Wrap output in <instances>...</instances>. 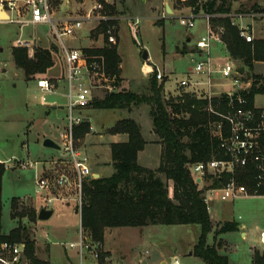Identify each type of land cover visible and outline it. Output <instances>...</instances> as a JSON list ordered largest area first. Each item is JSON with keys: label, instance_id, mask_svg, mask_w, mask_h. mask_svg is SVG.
<instances>
[{"label": "rangeland", "instance_id": "rangeland-1", "mask_svg": "<svg viewBox=\"0 0 264 264\" xmlns=\"http://www.w3.org/2000/svg\"><path fill=\"white\" fill-rule=\"evenodd\" d=\"M115 1L118 2L120 13L143 17L141 29H139V39L142 46L137 45L135 38L127 28H124L120 34L119 52L122 57L123 75L127 84L132 89L137 90L142 79L147 77L143 68L144 64L150 62L165 70L169 76L166 89L174 91L178 83L187 77L188 69L203 60L199 55L196 43L207 33L205 19H197L196 25L192 28L183 26L178 15L182 11L188 12L189 4L180 0H171L175 2L174 4L180 11H176L174 15L166 18L163 17L165 10L162 6V0H123L125 5L120 4L122 3L121 0ZM256 2L262 3L261 5L264 7V0H240L233 3V11H246L250 9L252 3ZM125 16L130 15L120 17ZM237 18L234 17V21H238L244 27L249 26L245 24L244 20ZM119 21L126 22L124 19ZM161 22L163 24H160ZM253 23L256 27L255 36H264V17L258 16L253 20ZM51 37L49 25H22L7 20L0 22V48L2 49V51L0 50V159L6 164L2 190V232L9 233L12 228L17 226V220H13L11 217L13 197H20L19 210L34 207V205L36 208L47 205L55 209L54 214L48 220L40 221L38 219L40 223L38 221L33 222L28 217L22 219V222L29 227L31 237L36 241L37 256L48 253L53 264H70L67 255H70L74 264H99L100 259L94 258L91 251H89L90 254L87 258L82 259L78 252L79 248L75 250L70 247L72 241L79 242L81 240L79 217L74 213L72 207H67L64 204L59 205L57 202L49 205L46 201L49 196L48 192H37L36 179L43 166L45 171L46 167L51 166V159L59 157L68 159L70 157V154L64 149L61 138V133L69 127L68 86L67 82L64 81L60 83V87L56 89L55 93L41 91L37 85V79H25L23 70L18 68L14 62L11 49L12 46H16L19 38L30 41L33 49L37 45L50 47ZM189 38H191L190 41H188ZM183 46H185V52H178L177 49ZM143 49H147L149 52L150 58L148 60L142 57ZM214 57V62L217 63L216 56ZM54 60L56 65L47 74H39L37 78L46 76L55 80L58 79V76L59 78L63 76L62 71H59V66L60 70L62 66V56L59 53L54 54ZM236 65L239 66L240 64L236 62ZM253 74L264 76L263 61L256 62L252 69L246 67V71L241 76L244 86L247 87L248 83L251 85ZM213 81L216 83L217 89L234 88L229 85L233 79L225 78L220 73L213 75ZM224 83L226 85H221ZM95 90L98 95H103L104 91H111L103 86L95 87L93 91ZM178 91L202 94L200 87L197 86L196 88L193 85L186 89L179 87L176 94ZM44 96L46 97L45 100L43 99ZM254 103L256 106L264 108V94L256 95ZM53 105H56V108ZM84 112L85 109L77 111L81 115ZM91 114V124L94 127L92 136L89 140L76 141V145L87 155L92 172L97 170L102 176H110L114 171L110 163L109 134L111 133L109 129L105 128L112 126L115 120L120 117H117L120 111L100 109L94 110ZM121 114V116L127 115ZM47 138L56 141L61 148L45 146L44 141ZM18 160L29 161L33 167L22 168L18 165ZM142 162L144 161L142 160ZM66 164L68 166H66L65 172L73 179L72 168L69 163L66 162ZM213 181L205 178L200 186L210 185ZM222 185L223 183L219 186ZM245 185L247 186V184ZM71 186L74 187L73 190L68 189L77 197L74 206L80 205L78 190L74 185L67 187ZM67 187L63 189L65 190ZM169 188L170 194L173 195L172 181H169ZM247 188L250 190L248 186ZM210 204L212 206L210 213L215 216V223L218 220L221 223L230 220L239 224L242 222L247 224L243 229L247 232L245 239L240 228L238 231H229L216 236L215 243H221V247H219L221 253H226L229 259H234L239 264H248L253 249L264 251L260 242V233L264 230V196L212 201ZM42 223L46 225V230ZM156 227L126 226L119 228L113 264H159L163 252L166 253L165 258L169 263L173 260L172 256L178 254L182 264H205L195 254L192 257L187 255L193 250L190 247L191 242L194 238L198 240L201 233L200 225L176 224L158 225ZM159 229L160 232H158ZM162 229L164 232H161ZM44 231L48 232L47 236H45ZM83 234L86 236L85 230H83ZM211 239L212 235L210 236ZM45 241L50 247L48 252ZM104 252L102 251V255ZM106 261V264H112V260Z\"/></svg>", "mask_w": 264, "mask_h": 264}, {"label": "trees", "instance_id": "trees-1", "mask_svg": "<svg viewBox=\"0 0 264 264\" xmlns=\"http://www.w3.org/2000/svg\"><path fill=\"white\" fill-rule=\"evenodd\" d=\"M124 2L123 0H121ZM240 0H189L188 4L211 14H228L233 11V3ZM111 13H120L116 5H108ZM248 11L264 12V7L254 3ZM212 27L223 26L222 35L228 53L233 61L242 67L252 69L256 62H264V36L247 41L241 36V27L231 17L215 16ZM106 29V24H105ZM16 66L23 70L26 80H34L45 74L55 64L52 47L37 45L30 55L27 46H12ZM88 54L103 55L106 59L107 74L120 73L121 58L117 45L106 44L98 49H85ZM116 81V84H117ZM166 79L159 82L156 73L148 79L143 91L130 89L106 91L103 97H94L86 106L88 109H127L147 104L152 118L153 131L162 144L159 166L150 168L138 161V155L148 141L140 124L132 117L122 118L109 128L111 134L123 133L128 140L111 144V164L114 168L110 176L85 178L82 185L81 217L82 227L90 233L92 242H104L108 227H144L148 225L198 224L201 233L193 253L205 264H232L229 256L219 251L221 243L210 244L208 236L216 224L204 200V188L192 175V165L211 159L229 158L221 139L212 124L221 117L207 111V99L195 92L178 91L176 95L165 91ZM242 93L249 105L254 106L258 94H264V76L253 74L251 85ZM226 95L223 94L222 108H225ZM87 120L75 126L76 140L91 132ZM225 133L228 128L225 126ZM6 164L0 163V235L2 240L25 242L26 254L34 264H49L36 254V241L31 237L29 227L22 222L24 217L38 221L37 210L26 207L19 210L20 197H13L11 217L17 226L9 233L2 232V190ZM237 179L252 190L255 184L254 167L248 164L237 168ZM228 177H216L212 183L219 186ZM169 181L173 182V195L170 194ZM264 193L262 189L261 194ZM239 224L226 220L217 225V235L238 231ZM104 256L100 258L103 263ZM252 264H264V251L254 250Z\"/></svg>", "mask_w": 264, "mask_h": 264}, {"label": "built area", "instance_id": "built-area-1", "mask_svg": "<svg viewBox=\"0 0 264 264\" xmlns=\"http://www.w3.org/2000/svg\"><path fill=\"white\" fill-rule=\"evenodd\" d=\"M189 2V0H180ZM203 0H199L201 2ZM4 10L10 15V22L19 24H45L49 25L53 36V43L57 45L63 54L65 64L64 81L68 86L69 100V127L61 133L62 143L65 151L70 154V157L59 163L57 173H39L36 179L37 192H48L49 196L46 201L52 205L60 199V194L57 193L64 187L74 185L78 190V199L80 209L82 205V185L85 178L92 175V169L89 165V160L86 154L82 152L76 145L74 135L75 126L89 119L77 111L85 108L93 99V89L95 87H105L111 91L116 89V76L107 74L106 59L103 55L86 54L80 48H75L68 45V39L73 38L76 31L83 27L85 21L98 20H120L124 19L130 27L131 33L137 44L142 46L139 39V29L143 17L141 16H107L101 14L105 9L102 2H96L92 9L85 16H72L69 14H59L57 11L56 0H6L1 3ZM188 12H179L178 19L180 23L192 28L196 25L199 18L207 20V33L197 40V48L205 54V59L198 62L194 67L189 69L190 73L202 74L206 77L205 81L191 82L189 78H184L180 81V88L186 89L193 85L200 87L204 98L208 103L206 110L221 117V120L214 122L215 133L221 139L222 146L226 149L229 158L211 159L209 161H201L192 165V175L199 183H203L206 179L214 180L216 177L222 178L223 174L228 177L223 180L222 186H214L212 183L204 188V200L211 211L212 201L234 200L246 196H259L262 189L264 190V108L256 105L250 106L247 97L242 93L250 86H244L240 72V67L237 66L231 59H227L223 64L215 67L212 60V49L214 43H222V35L225 31L223 26L217 27L215 30L212 27L211 19L215 16L234 17L255 16L258 12L251 13H228V14H211L200 9L196 11L195 7L189 5ZM95 11L99 14L94 15ZM175 13L165 11L163 17H169ZM235 23V22H234ZM241 36L247 41L254 40L253 30L249 26H241ZM116 28L114 25H108L105 29V35L109 43L116 44ZM16 45L27 46L30 48V55L34 53V49L30 41L17 39ZM156 72L158 80H163L164 72L156 65L153 70ZM220 73L225 78H232L233 82L229 85L232 89L216 90L213 75ZM110 82V84H109ZM228 84V83H227ZM37 85L43 92L52 93L57 89V82L48 77H40L37 79ZM226 85V83L221 84ZM223 94L226 95L225 108H222ZM45 96L43 99L45 100ZM90 122V121H89ZM225 126L228 128V133H225ZM91 130L93 126H90ZM3 160L0 159V163ZM70 164L71 170L74 173V178L67 174L66 166ZM5 163V162H3ZM22 168L33 167L29 161H17ZM254 167L255 184L252 190H249L245 184H240L237 179V168L245 167L250 164ZM57 192V193H55ZM81 240L77 243H70L71 248H79L80 255L84 257L85 253L91 251L94 258L100 259L102 256V243L87 241V237L83 234V228L80 231ZM260 242L264 249V230L260 233ZM104 259L109 260V257L103 253ZM0 264H34L26 254L25 242H13L2 240L0 235ZM176 264L179 261L176 260Z\"/></svg>", "mask_w": 264, "mask_h": 264}, {"label": "crops", "instance_id": "crops-1", "mask_svg": "<svg viewBox=\"0 0 264 264\" xmlns=\"http://www.w3.org/2000/svg\"><path fill=\"white\" fill-rule=\"evenodd\" d=\"M5 1L6 0H0V5H1V3L5 2ZM96 2H102L104 4V6H105V9L102 11L101 14H104V15H107V16H112V17L113 16L120 17V16H123V15H132V14H129V13H125V14L124 13H118V12L111 13L110 12L111 9L109 8L108 5H110V6L111 5H116V7L119 9V6L117 5L118 2H116L115 0H104V1L103 0H56V6H57V11H58L59 14H69V15H72V16H85L92 9L93 5ZM174 3L175 2L174 1L172 2L171 0H162V6H163L164 10L167 11V12H169V13H170V10H172V13H175L176 11H178V12L180 11L179 8ZM256 3H258V2H256ZM120 4L121 5L122 4L125 5L124 2H122ZM258 4L261 5L262 3H258ZM252 5H253V3H252ZM232 12L233 13H240V12H242V13H251L253 11L246 10V11H238V12L232 11ZM253 13H255V12H253ZM258 13H259V15H255V16H244V17H238V18L240 20H244L245 21V24L246 25H249V27L253 30V33H254V31L256 30L255 29L256 27H255V25L253 23V20H255L258 16H263L264 17V12H258ZM96 14H99V12L98 11H95L94 15H96ZM134 16H140V15H134ZM235 18H237V17H235ZM232 20L234 21V18ZM1 21H5V20H0V22ZM205 21H206L205 28H206V31H207V20L205 19ZM234 22L240 25V23L238 21L237 22L234 21ZM105 24H106V27L108 25H114L115 26V28H116V31L115 32H116V37H117V43L116 44L109 43L108 38L105 35ZM160 24H163V22H161ZM241 26H244V25H241ZM124 28L125 29L127 28V30H130V27L128 26V23L127 22L119 21V20H109V21H102V22H99L98 20L85 21L83 27L80 28V29H78L76 31V34L74 35V37L68 39V45H70L72 47H75V48H80L83 51L85 49H98V48H102L106 44H109V45H117V47H118V53H119L120 58H121V62H120V66H119L120 67L119 78H118V81H117L116 89L115 90H120V89H124L125 88V89H130V90H133V91L140 92V91H143L145 89V87L147 86L148 79H149V77L152 74H154V71L153 70L155 69L156 65H153L150 62L144 64V67L143 68H144V71H145V74H146L145 76H147V77H144V79H142L141 83L138 85L137 90L136 89L135 90L132 89L129 86V84H127L126 79H125V77L123 75L122 57H121V54L119 52V45H120V41H121L120 34H121V32H122V30ZM140 29H141V25H140ZM130 32H131V30H130ZM254 36H255V34H254ZM51 38L52 39H51V46L50 47L53 48L54 54L59 53L62 56V59H63L62 52L57 47V45H55L53 43V40H54L53 39V36ZM190 39L191 38H189L188 41H190ZM135 42H136V40H135ZM185 46H183L182 48H178L177 49L178 52L184 53L185 52V49H184ZM198 51H199V55L204 60L205 59V54L202 51H200L199 49H198ZM86 54H88V53H86ZM90 55H92V54H90ZM214 56H216L217 63L214 62V58H215ZM149 58H150V56H149V52H148V59ZM227 59H231V57H230V54L228 53V50H227V47H226L225 43L224 42H222V43H217V42L214 43L213 49H212V60H213V63L215 65V67H218V65L223 64ZM233 62L236 64L235 61H233ZM55 65H56V61H55L54 66ZM239 67L241 68L242 66L239 65ZM158 68H160V67L158 66ZM189 69L187 71V77L186 78H189L191 82H195V81H205L206 80V78H205L204 75L190 73L189 72ZM59 71H62V75L63 76L61 78H59V76H58L57 77L58 79H55V81L57 82V89L60 87V83L61 82H64V80H63L64 79V73H65V64H64V61H62L61 70H60V66H59ZM162 71L164 72V75H165L164 76V79H166V82H167L169 80V76L166 74L165 70H162ZM245 71L246 70L244 68V72ZM47 73H45V74H47ZM45 74H43V75H45ZM44 77H46V76H44ZM48 78H50V77H48ZM35 79H38V78H35ZM50 79H52V78H50ZM52 80H54V79H52ZM160 81L161 80H159V82ZM166 82H165V91L168 92V93L176 94L177 89L180 87V85H179L180 82L178 83V86H177V88L174 91L167 90L166 89ZM216 87H217V85L215 86V89L216 90H220V89H217ZM55 92H53V93H55ZM104 92H106V91H104ZM93 94H94L93 95V98H94V97H103L105 93L103 95L102 94L101 95H98L97 92H96V90H95V91H93ZM53 107H54V105H53ZM54 108H56V106ZM82 109H85V112H84L83 116L87 117L89 119L90 123H92L91 122V115H92L91 112H93L94 110H100V109H88L86 107L85 108H82ZM82 109H80V110H82ZM114 110L120 111V114L117 116V117H119V116L120 117L117 118L115 120V122L118 121V120H120V119H122V118L132 117L141 126L142 132H143L145 138L147 139L148 143H147L146 147L139 152V155H138V161H139V163L141 165H143V166L150 167V168H156V167H158L159 166V163L161 161L162 144L159 142V139H158L157 135L153 131V123H152V118H151L150 113H149V110H150L149 105L142 104V105H139V106H135V107H133V109L131 111H128L127 109H114ZM121 113H123L125 115L127 114V115L126 116H121L122 115ZM114 123L112 124V126L114 125ZM112 126H109V127L105 128V129H109ZM57 127H59V126H57ZM93 129H94V127H93ZM93 129L91 130L90 133L86 134L84 137L79 138L76 141H80L81 139H87V140H89L90 139V136H92ZM109 137H110L109 147H110V162H111V144L112 143H116V142H124V141H127L128 140V135L127 134H123V133H117V134H109ZM81 151L83 152V150H81ZM65 160H67V158H63V157L53 158V159H51V161L48 160V161L51 162V166L50 167H46V170L45 171L43 169L44 168V166H43V168L41 170V173L42 172H44V173L51 172L53 174L54 173H57V169L59 167V163L62 164V162L65 161ZM142 160L144 162H142ZM151 163H157V164H151ZM94 173H98V174H100V176H102V174L99 171H97V170H93V174ZM68 188H70V190H73L74 187L73 188H72V186L71 187H67V189H65V190L62 188L58 193L55 192L58 195L60 194V199L57 200L56 202L59 203V205L64 204L67 207H72V210L74 211V213L77 214L78 217H79V232H80L81 229L83 228L82 227V217H81L80 205L74 206L75 199H77V197H76L75 194L71 193V191ZM259 196H264V195H259ZM249 197H253V196H249ZM33 208H35L38 211V213H39V211L42 208L53 209L54 212H55V209L54 208L48 207L47 205H41V207H39V208H36V206L34 205ZM212 218H213V221H214L215 220V216L212 215ZM40 221H46V220H40ZM40 221H38V222H40ZM219 223H221L220 220H218L217 223L214 222V224H216V228H217V225ZM43 226L45 227V230H46V225L43 224ZM148 226H151V228H154V227H156L158 225H148ZM246 226H247V224L245 222H242V223L239 224L240 232H242L244 239L247 237V232H245L243 230V229H245ZM144 227H146V226H144ZM119 228H121V227H108V228H106L105 235H104V242L102 243V248L105 251V254L109 257V259L112 260V264L114 262L113 260L115 259V257H114V253L116 252L115 251L116 250L115 244H116V238H117V234H118V229ZM216 228H214V231L216 230ZM214 231H212L213 234L210 233L209 236H208V242L210 244H214L215 243V233H214ZM85 232H86L87 241L89 242L91 240L90 233L87 230H85ZM158 232H160V229L158 230ZM161 232H164V230L162 229ZM44 233H45V236L48 235V232H45L44 231ZM211 235H212V239L210 240V236ZM197 241H198L197 238H194L193 242H191V244H190V247L194 249V246L197 243ZM71 243H77V242L72 241ZM46 248H47V252H48V249L50 247H49V245H48L47 242H46ZM73 249L77 250V248H73ZM191 252H192V255H190L189 257L194 256L193 250H191ZM88 254H90L89 251L85 253L84 257L87 258L88 257ZM253 254H254V249L252 251V255L250 257V260H249L248 264H252ZM187 255H189V253ZM165 256H166V253L163 252L161 254V256H160L161 259H160L159 264H176V260L179 261V264H182V262L179 259L178 254H175L174 256H172L173 257V260H171L170 263L165 258ZM84 257L81 256L82 259ZM39 258L42 259V260L48 261L49 264H53V262L50 260V255L48 253H43L42 255L40 254L39 255ZM67 258L69 259V262H71L72 264H74V262L70 258V255H67ZM230 261H231L232 264H239L234 259H230ZM106 262L107 261L105 259L103 261V263H100V260H99L98 263L99 264H106Z\"/></svg>", "mask_w": 264, "mask_h": 264}, {"label": "water", "instance_id": "water-1", "mask_svg": "<svg viewBox=\"0 0 264 264\" xmlns=\"http://www.w3.org/2000/svg\"><path fill=\"white\" fill-rule=\"evenodd\" d=\"M170 13H172V10H170ZM9 18H10V15L4 10L3 6L0 5V20H9ZM0 50L2 51L1 48H0ZM142 57L145 60L148 59V50L147 49H143ZM239 70L241 73H244V67H241ZM55 106L56 105H54V107ZM44 145L47 147H50V148H57V149L61 148V146L51 138L45 139ZM98 177H100V174H98V173H94V174L88 176V178H98ZM197 182H200V180L198 179ZM53 213H54L53 209L42 208L38 213V218L40 220H47L52 216ZM189 255H192L191 251L189 252Z\"/></svg>", "mask_w": 264, "mask_h": 264}]
</instances>
